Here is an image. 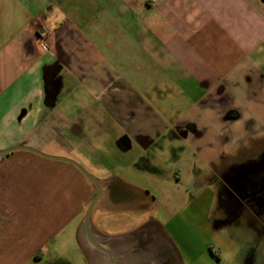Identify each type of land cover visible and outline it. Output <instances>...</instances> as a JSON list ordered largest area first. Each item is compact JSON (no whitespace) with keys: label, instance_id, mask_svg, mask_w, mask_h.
Wrapping results in <instances>:
<instances>
[{"label":"crops","instance_id":"obj_1","mask_svg":"<svg viewBox=\"0 0 264 264\" xmlns=\"http://www.w3.org/2000/svg\"><path fill=\"white\" fill-rule=\"evenodd\" d=\"M119 60L137 76L123 96L103 73ZM84 98L102 101L120 124L122 153L144 152L167 136L191 146L193 159L178 157L173 179H204L197 199L209 192L210 209L216 203L223 217L220 185L250 171L254 146L264 147V0H0V152L25 147L91 174L102 196L90 229L110 254L85 235L97 188L70 164L15 151L0 158V264L38 260L71 225L89 264H225L205 238L188 234L202 220L194 198L181 212L168 205L164 217L156 207L136 229L113 233L109 224L124 228L134 202L118 171L82 158L87 171L71 157L82 146L71 116L87 106ZM152 112L167 117L151 124ZM155 159L133 162L162 176ZM137 191L154 206L155 196ZM221 239L235 243L225 232Z\"/></svg>","mask_w":264,"mask_h":264},{"label":"rangeland","instance_id":"obj_2","mask_svg":"<svg viewBox=\"0 0 264 264\" xmlns=\"http://www.w3.org/2000/svg\"><path fill=\"white\" fill-rule=\"evenodd\" d=\"M132 54L134 53L130 52V55ZM130 62H134V60L131 58ZM134 71L133 66L128 61L123 60H119L112 67L103 68V73L106 74L108 72V75L113 80V85L121 96L127 95L129 87L133 86V79L137 77ZM82 103H85L87 106L83 107L80 113L71 116L76 119L79 127L74 139L80 142L82 146L78 154H72L71 157L79 160L82 163L81 165L84 168L86 167L87 171L90 170V167L84 164L82 158H93L99 162L104 161L97 165V167H107L113 169V171H118L121 179L130 186V188L122 191L124 196L129 201L134 202L131 204L132 209H130L127 216L121 222L124 228L116 226V223H113L114 220L111 223L113 227L109 224L114 234L122 229H136V227L154 216L155 210L153 208L157 207L165 217L168 205L177 206L175 210L181 212L183 202H188V200L194 198L196 202H199L200 205L202 204V208L198 210V214L202 220L192 224L188 228V234L190 232V235H198L205 238L209 250L212 249L221 253L225 264H244L246 257L253 258L252 264H264V255H262L264 253V229L260 227L258 233H254L250 227L251 220L253 219L251 216L247 215L243 209L230 210L225 205H220L224 216L221 218L219 215L217 216L216 214H219V212L216 210V203L210 209V203L207 201L210 198L209 192L205 193V197L202 196L197 199V196L205 189L203 184L205 182L204 179H192L191 177L187 178L183 176L182 182L176 185L173 179L174 168L171 166L178 163V157H186L188 161L192 160L194 156L191 154V146L182 141L174 143L168 140L170 137L167 136L159 144L156 143L155 146L144 152L138 148H133L129 153H122L116 146V139L123 134L122 128L103 109V102L91 101V99L84 98L82 99ZM166 117L152 112L148 115V122L157 124L166 119ZM154 157L156 158L155 165L161 168L159 172L162 176L154 174L152 169L146 168L140 171L133 162L136 158L139 161H152ZM122 160L126 163L122 164ZM199 164L201 165V163ZM137 190H142L155 196L157 200L154 206L152 207L150 204L142 202ZM211 193H215L214 189L211 190ZM136 203L139 205V208L137 207L138 205L136 206ZM244 207L249 208L250 206ZM207 214L209 216H205ZM208 225L210 235L205 232ZM172 231L175 233L174 229ZM248 231H252V235ZM176 232L185 234L186 227L180 226ZM223 232L231 235L235 243L228 244L226 241H222ZM42 256L38 260H33L30 264H89L81 256V251L75 237V225H71L50 242Z\"/></svg>","mask_w":264,"mask_h":264},{"label":"flooded vegetation","instance_id":"obj_3","mask_svg":"<svg viewBox=\"0 0 264 264\" xmlns=\"http://www.w3.org/2000/svg\"><path fill=\"white\" fill-rule=\"evenodd\" d=\"M253 153L256 158L248 167L250 171L240 178L231 175L220 189L224 192V205L230 210L243 209L248 213L253 218L250 227L258 233L260 227L264 229V147L255 145ZM248 205L250 209L244 207ZM85 235L87 237L86 231Z\"/></svg>","mask_w":264,"mask_h":264},{"label":"water","instance_id":"obj_4","mask_svg":"<svg viewBox=\"0 0 264 264\" xmlns=\"http://www.w3.org/2000/svg\"><path fill=\"white\" fill-rule=\"evenodd\" d=\"M15 151H27V152H31L33 154H36V155H38L40 157H43V158H46V159H50V160H54V161H59V162H64V163L70 164V165L74 166L75 168H77L81 172V174L97 188L98 195L92 200V202L90 203V206H89V208H88V210L86 212L85 219H84V228H85V231H86V234H87V238H88V241L90 242V244L93 247L101 250L102 252H104L108 256H110L109 252L106 251L105 248H103L96 241V239L93 236V234L91 232V229H90V219H91V214H92L93 208H94L95 204L98 202V200L102 196V189H101V187L99 185V182L91 174L86 172L79 164H77L76 162H74L72 160L65 159V158L49 157V156L41 154L40 152H37V151L29 149V148H25V147H16V148H13V149H11L9 151H6V152H0V158L5 156V155H7V154L13 153Z\"/></svg>","mask_w":264,"mask_h":264}]
</instances>
